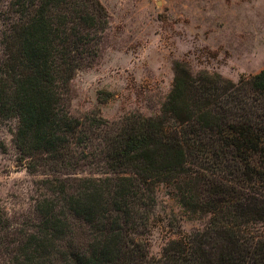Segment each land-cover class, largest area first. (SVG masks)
<instances>
[{"label": "trees", "instance_id": "16d2710c", "mask_svg": "<svg viewBox=\"0 0 264 264\" xmlns=\"http://www.w3.org/2000/svg\"><path fill=\"white\" fill-rule=\"evenodd\" d=\"M17 4L28 7L4 33L0 114L19 119L23 156L46 154L57 172L74 164L73 144L89 141L68 111V84L95 54L92 34L109 16L100 0ZM105 161L119 176L80 179L72 192L65 180L50 182L55 197L37 203L38 231L27 233L10 264H51L56 252L60 264H264V232L246 230L264 224V69L234 82L208 71L194 76L177 63L160 113L128 123L108 143ZM158 184L188 211L214 220L154 257L144 234ZM70 217L88 225L89 241L57 249Z\"/></svg>", "mask_w": 264, "mask_h": 264}, {"label": "rangeland", "instance_id": "374dc122", "mask_svg": "<svg viewBox=\"0 0 264 264\" xmlns=\"http://www.w3.org/2000/svg\"><path fill=\"white\" fill-rule=\"evenodd\" d=\"M17 2L0 0V68L9 56L4 33L13 32L20 9L28 7L20 8ZM100 2L108 12V23L92 34L95 54L68 84V111L89 138L87 143L73 144L74 164L55 172L56 163L46 154L25 158L16 142L19 119L0 114V214L4 221L0 224L4 227L0 264H10L26 237L38 231L41 218L36 206L46 197H55L48 190L54 178L65 180L72 192L80 179L119 176L106 166L108 143L128 123L160 113L172 90L177 63L194 76L208 71L234 82L264 69V0ZM55 83L60 85V79ZM173 193L164 184L155 189L156 203L149 210L144 234L154 257H160L170 241L204 230L214 220L211 214L188 211ZM69 221L71 231L56 242L57 249L69 245L78 250L89 241L88 225L71 217ZM246 230L264 232V224H251ZM53 260L51 264H60L58 252Z\"/></svg>", "mask_w": 264, "mask_h": 264}]
</instances>
